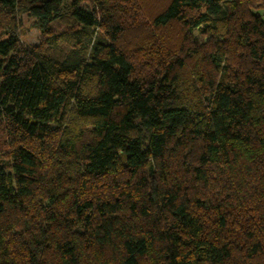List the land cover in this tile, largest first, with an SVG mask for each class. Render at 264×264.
Here are the masks:
<instances>
[{
	"label": "trees",
	"instance_id": "obj_1",
	"mask_svg": "<svg viewBox=\"0 0 264 264\" xmlns=\"http://www.w3.org/2000/svg\"><path fill=\"white\" fill-rule=\"evenodd\" d=\"M129 4L0 0V264H264V0H165L142 72Z\"/></svg>",
	"mask_w": 264,
	"mask_h": 264
},
{
	"label": "rangeland",
	"instance_id": "obj_2",
	"mask_svg": "<svg viewBox=\"0 0 264 264\" xmlns=\"http://www.w3.org/2000/svg\"><path fill=\"white\" fill-rule=\"evenodd\" d=\"M135 5L129 4L127 8H134L127 14L129 21L127 24L132 23L133 25L129 26L124 34L118 39V44L126 51L132 52L133 56L136 54H141L140 57L137 56V64L140 72L146 70L143 69L141 63L147 57H145L140 52H137L138 49L143 48V51L146 52L149 49L152 54L156 56H161L164 53V49H174L179 44L181 39V33L177 24H170L166 29L162 27H155L151 24V16L159 10L164 4L165 0H133ZM138 4V5H137ZM86 8L87 5L82 3ZM88 8V7H87ZM130 18L133 20L130 22ZM135 22V23H133ZM22 28L20 30L19 39L26 45L31 46L39 44L42 40V31L36 26L34 19L30 16L24 15L22 19ZM59 25L56 22L53 26ZM60 26V25H59ZM62 24L60 26L63 27ZM192 34L201 38L197 30H193ZM207 37H204V40ZM156 41L157 45H155ZM150 52V53H151ZM153 56L152 60L157 58Z\"/></svg>",
	"mask_w": 264,
	"mask_h": 264
}]
</instances>
